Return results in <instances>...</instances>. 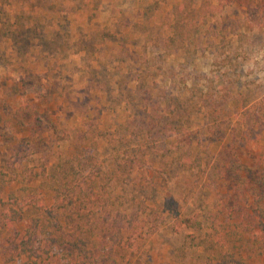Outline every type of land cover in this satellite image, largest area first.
<instances>
[{
	"label": "rangeland",
	"instance_id": "374dc122",
	"mask_svg": "<svg viewBox=\"0 0 264 264\" xmlns=\"http://www.w3.org/2000/svg\"><path fill=\"white\" fill-rule=\"evenodd\" d=\"M256 114L264 118V0H0V211H24L0 225V264H13L7 241L38 213L37 199L48 206L67 180L107 168L108 205L164 213L137 249H117L126 264H219L224 248L207 233L220 229L225 190L202 170L223 144L224 157L264 167ZM137 146L133 166L115 159L116 148ZM81 159L64 179L63 167ZM234 244L248 264H264L262 234ZM51 257L67 264L69 248Z\"/></svg>",
	"mask_w": 264,
	"mask_h": 264
},
{
	"label": "trees",
	"instance_id": "16d2710c",
	"mask_svg": "<svg viewBox=\"0 0 264 264\" xmlns=\"http://www.w3.org/2000/svg\"><path fill=\"white\" fill-rule=\"evenodd\" d=\"M252 2L254 3L255 0ZM194 10L199 13L198 18L195 19V25L200 26L206 22L201 15L202 8L198 6ZM179 31L180 39L185 41V37L183 38L185 33L182 30ZM147 67L153 68L149 60L142 67L140 77L145 75L141 77L142 81L147 80L151 75L149 71H146ZM255 116L253 118L264 125V118L259 114ZM92 142L95 143V141ZM227 147V144L221 146L214 166L207 164L208 167L206 165L202 170L203 173L207 172L212 176L214 185L212 188L216 189L217 180L213 176L217 174L225 190L220 195L223 214L220 229H215V234L207 233V236L212 243L224 248L219 264H227L230 259L234 264H246L247 261L237 247L240 245L234 243L242 240L246 232H252L255 237L261 234L264 237V167L257 158L249 161L236 155L230 158L224 157L221 154L226 153ZM94 148L96 147L90 150ZM139 148L137 146L131 151L118 147L115 159L119 157L121 164L125 166L129 164L128 166L131 167L133 163H128L127 156L136 152L138 155ZM187 152L185 151L189 155ZM87 153L89 150L84 157L87 163H90L92 158L88 157ZM91 154L93 155V152ZM140 154L147 163L146 152L143 150ZM150 157L152 160L155 158L154 155ZM187 162L195 163L196 157ZM90 166L95 168L94 165ZM76 167L79 169L83 167V159L77 161L76 165L71 163L63 167V178L65 179L72 172L71 168ZM105 170L109 176L113 175L110 169ZM105 170H96L94 176L87 173L80 179H74L73 185H70L67 180L64 183L66 188L58 189L56 201L48 206L37 199L35 210L38 213L26 219L22 231L13 232L12 237L7 241L4 261L13 264H55L51 257L52 251L56 246L58 248L64 246L69 248L67 264H117V258L122 259L123 264H126L125 257L117 254V249H137L140 244L137 241L138 238L158 229V223H161L164 218L163 208L158 206L146 208L143 203H137V208L127 211L121 208L122 201H118L116 208L108 205L114 203L112 193L109 192V189L113 188V183L110 181L113 176L109 177V181L102 182ZM107 184L108 195L104 197L101 189L106 188ZM117 196L122 195L117 194ZM0 203V205L3 204L1 199ZM94 206H100V208ZM23 213L22 207L18 209L9 207L0 211V225L10 228L13 223L23 217ZM175 218H178V214ZM101 219L103 223L109 222L108 228L105 229L100 222ZM104 232L108 233V237L103 245L101 236Z\"/></svg>",
	"mask_w": 264,
	"mask_h": 264
}]
</instances>
